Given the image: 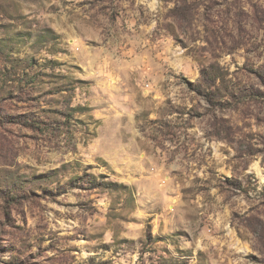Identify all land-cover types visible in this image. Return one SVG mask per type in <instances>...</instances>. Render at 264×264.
<instances>
[{"label": "rangeland", "instance_id": "obj_1", "mask_svg": "<svg viewBox=\"0 0 264 264\" xmlns=\"http://www.w3.org/2000/svg\"><path fill=\"white\" fill-rule=\"evenodd\" d=\"M0 264H264V0H0Z\"/></svg>", "mask_w": 264, "mask_h": 264}]
</instances>
